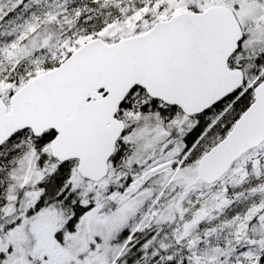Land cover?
<instances>
[{"label": "snow or ice", "instance_id": "obj_1", "mask_svg": "<svg viewBox=\"0 0 264 264\" xmlns=\"http://www.w3.org/2000/svg\"><path fill=\"white\" fill-rule=\"evenodd\" d=\"M0 264H264V0H0Z\"/></svg>", "mask_w": 264, "mask_h": 264}]
</instances>
